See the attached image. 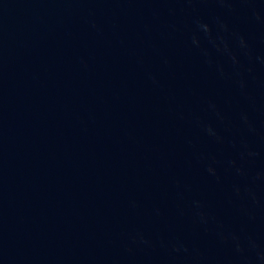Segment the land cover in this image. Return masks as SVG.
I'll return each instance as SVG.
<instances>
[{
    "label": "water",
    "instance_id": "water-1",
    "mask_svg": "<svg viewBox=\"0 0 264 264\" xmlns=\"http://www.w3.org/2000/svg\"><path fill=\"white\" fill-rule=\"evenodd\" d=\"M0 264H264V0H0Z\"/></svg>",
    "mask_w": 264,
    "mask_h": 264
}]
</instances>
